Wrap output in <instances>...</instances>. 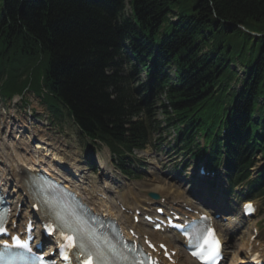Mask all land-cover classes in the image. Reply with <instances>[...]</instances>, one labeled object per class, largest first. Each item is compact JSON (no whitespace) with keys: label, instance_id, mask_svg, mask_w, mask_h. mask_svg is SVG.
Returning <instances> with one entry per match:
<instances>
[{"label":"trees","instance_id":"trees-1","mask_svg":"<svg viewBox=\"0 0 264 264\" xmlns=\"http://www.w3.org/2000/svg\"><path fill=\"white\" fill-rule=\"evenodd\" d=\"M2 2L4 95L42 79L127 177L132 151L161 128L160 109L180 152L209 155L212 168L225 157L231 188L246 182L244 198L264 197V165L249 179L255 156L264 161V0H131V11L124 0Z\"/></svg>","mask_w":264,"mask_h":264},{"label":"bare ground","instance_id":"bare-ground-1","mask_svg":"<svg viewBox=\"0 0 264 264\" xmlns=\"http://www.w3.org/2000/svg\"><path fill=\"white\" fill-rule=\"evenodd\" d=\"M5 128V131L1 134L2 140H0V180H5L2 184H4L6 189L9 185L8 180H13L17 188L23 191L30 201H33L36 199V197L30 188L31 175H34L39 171H45L55 177L57 176L62 181H65L69 187L73 188L74 191H76L82 198V200L87 202L90 207L95 209V211L117 219L118 222L124 226L126 231L127 229H131L141 237L143 235H147L152 240L165 242L168 244L172 250L176 251L174 260L177 261V264L194 263L191 262L185 256L183 251L179 249L177 246V239L175 237L153 232L142 222L138 223L137 225L133 224V216L135 211L142 208L140 207L139 203H145L147 200L146 198L149 195H156L159 198L164 199L166 202L168 201V206L173 207L175 210H182V207H187L203 212L202 209H206L202 204H196L192 198L183 195L179 188V182H177L176 179H172V182H176L174 184L166 183L161 180L162 177L159 179V177L155 176V174L152 172L150 174V180L143 182V184L141 182L142 186H140L141 184H132L133 182H131L130 184H127L130 185L129 187L127 186V192L124 195L117 197L111 196L112 192L109 190V182L106 181L107 175L109 174H102L100 181L104 186H99L101 188L100 190L98 188H94L89 192L83 188L82 185H79V183H82V181L77 182L74 178L76 174L79 175L81 172L86 173L89 171L88 168L81 169V167H79L77 164L78 161L75 159L73 160L74 162L72 164H68L66 169L62 170L63 168H61V166L63 165L65 167V161L59 157V155L60 153L64 154V152H66L65 149L58 150V146L56 145V148L50 149V144L47 141V138H34V134L26 136V133L22 135V132L17 130L20 127L13 126L11 123H9V125ZM62 148H66V146L63 145ZM105 152L107 151H103V156H106L104 155ZM100 169L103 171V173L106 172L104 163L102 162H100ZM108 179L110 178L108 177ZM175 185H177L178 188H175ZM142 193L143 196L140 197ZM93 194H98L101 197H105V200L99 201L98 203L96 202L98 200L94 198ZM127 197L130 198V206L127 203ZM93 199L96 201L94 202ZM118 202L126 210L132 211V217H129L126 213L120 211V207L117 205ZM95 203H98V205ZM123 203L125 205H123ZM221 211L222 209L219 210V212ZM234 234L235 232H231L230 235H228L219 229V236L222 238L225 244L226 259L228 256L229 264H249L252 255L259 252H261L262 257L264 258V251L261 249V247L259 246L256 248L254 245L255 243L250 245V240L247 242L243 250L239 252L241 256L236 253L232 254L231 256L229 249H233L235 242L237 241V239L235 240V238H233ZM235 260H237L236 263Z\"/></svg>","mask_w":264,"mask_h":264},{"label":"rangeland","instance_id":"rangeland-1","mask_svg":"<svg viewBox=\"0 0 264 264\" xmlns=\"http://www.w3.org/2000/svg\"><path fill=\"white\" fill-rule=\"evenodd\" d=\"M126 2L128 3V1ZM126 10L128 11V5L126 6ZM39 70L42 72L43 67L40 66ZM237 71H239L238 67ZM239 75L240 78H244L242 70H240ZM140 77L144 79V74L141 73ZM36 79L31 89L36 94V96H41L42 90L40 88H37L38 78ZM235 88L237 89L238 85L235 86ZM43 102L50 111L51 117L56 119L53 122L52 132L50 133V143L54 146H58L62 150L64 149L62 148V146H66V152H64V154L60 153V156L63 159H65L68 163H73V160L75 159L78 160V162L80 163L77 164L79 165V167H81V169L85 168L86 165L88 168L93 167V165L95 167L97 164H100V161L105 163L107 170L106 172L103 173L98 170L97 172H89L87 174H76L75 178L77 182L82 181L83 177L89 176L90 183L87 184L95 186L96 184H99V181L102 178V174H107L110 171V176L116 178V180H111L109 175H107L110 178V188L112 191L122 196L127 192V189H124V186L122 189H120L119 187L121 186V184H130L131 182H133L132 184H141V182L143 184V182L150 180V174L153 172L155 176L159 177V179L160 177H162L163 179L161 178V180L166 183L174 184L176 182H172V179H176L177 182H179V188L183 195L190 197L193 196V187L195 186V182L191 179L192 176H194V168L192 166L193 162L189 159V156H183L177 151V148L173 143L174 135L171 130L169 132H163V134H161V136L159 137L156 136V147H154L155 149L149 148L145 152L134 154V162L131 166V168L135 171L134 177L127 179L123 177L112 164L109 152H105L104 155L106 156H103L102 153L106 148L98 144H93L85 137H83L79 133L77 127L69 119L66 112L63 111L62 113L61 107L55 99H52L49 96L45 95ZM0 111L2 110L0 109ZM9 115H11L10 111H4V113L0 112V140L2 132L5 131V126L9 122V120L7 119ZM157 117L159 120H162L160 113H158ZM260 164L261 162L259 159V165ZM142 184L140 186H142ZM222 185H225L224 181H222L221 186ZM85 186L83 185V187L87 189ZM126 186L129 187L130 185ZM205 186L207 185L205 184L203 188H205ZM176 187L178 188L177 185H175V188ZM218 188L219 189L215 190L217 191V193L212 192L208 194L211 200H213L215 196L220 197L219 193L224 192L221 187ZM9 189L10 191L13 190L12 196L14 197L15 189L13 188V186H11V188ZM142 196L143 193L140 197ZM240 197L241 195L237 192L235 196H232L231 198L226 200L227 205L225 206V208L230 210V212L227 213V222H223L222 228V230L227 231V233L235 232L233 238H235V240L237 239V241L235 242V246L233 244L234 248L232 247L233 249L231 250V254L236 253L239 256H241L239 252H241L247 242H249L250 236L253 233L252 230L255 226L261 229V236H259V241L264 243V202L255 200L258 206L256 217H254L251 222L242 221L240 218V209L237 205ZM93 201L95 202L94 199ZM95 204L98 205V203ZM235 262H237V260H235ZM228 263V260H226L224 264Z\"/></svg>","mask_w":264,"mask_h":264},{"label":"snow or ice","instance_id":"snow-or-ice-1","mask_svg":"<svg viewBox=\"0 0 264 264\" xmlns=\"http://www.w3.org/2000/svg\"><path fill=\"white\" fill-rule=\"evenodd\" d=\"M246 208H247L249 211H252V210H253L251 205H247ZM210 235H213V236H214V233H211V232H210ZM65 239H67V240H69V241H72V237H65ZM213 242L216 244V246H217V251H218L219 241H218V240H214ZM73 243H74V241H73ZM207 243H208V241L205 240V244H207ZM194 254H195V253H194Z\"/></svg>","mask_w":264,"mask_h":264}]
</instances>
